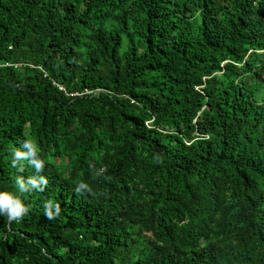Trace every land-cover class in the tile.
<instances>
[{
  "label": "trees",
  "instance_id": "1",
  "mask_svg": "<svg viewBox=\"0 0 264 264\" xmlns=\"http://www.w3.org/2000/svg\"><path fill=\"white\" fill-rule=\"evenodd\" d=\"M0 191V264H264V0H0Z\"/></svg>",
  "mask_w": 264,
  "mask_h": 264
},
{
  "label": "clouds",
  "instance_id": "2",
  "mask_svg": "<svg viewBox=\"0 0 264 264\" xmlns=\"http://www.w3.org/2000/svg\"><path fill=\"white\" fill-rule=\"evenodd\" d=\"M21 147L23 149H27V151H22V150H15L13 152V159L11 161V164L14 168H17L18 171L23 170V164L21 163L20 165L17 164V161H27L31 166L34 165L35 169L37 171H40L44 167V160L39 157H37V153H39V148L38 145L34 140L31 139H26ZM41 181L45 184L48 185V180L45 179L44 177H40ZM16 183L20 185V191L24 192L25 186L23 184V181L19 179V177L16 180ZM29 183L36 185V180L30 178ZM79 186L81 187H87L90 191L89 186L84 183L80 182L78 183ZM44 209H45V216L48 219H55L57 216H59V207L57 208V213L54 216V214L48 210V204L47 202L44 204ZM29 211V206L25 205L23 200L15 195L12 192L9 191H0V215H5L9 222L11 221H19L23 216H25Z\"/></svg>",
  "mask_w": 264,
  "mask_h": 264
}]
</instances>
